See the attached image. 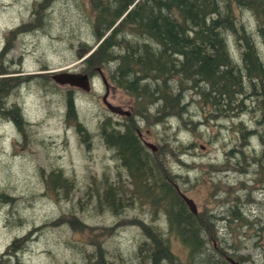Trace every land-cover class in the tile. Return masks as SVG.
<instances>
[{
	"label": "rangeland",
	"instance_id": "1",
	"mask_svg": "<svg viewBox=\"0 0 264 264\" xmlns=\"http://www.w3.org/2000/svg\"><path fill=\"white\" fill-rule=\"evenodd\" d=\"M87 1L0 0V51L7 54L0 61L8 72L0 74L6 86L0 93V192L12 198L10 204L0 200V264H16L9 256L16 251L22 264H89L99 250L107 264H151L140 251L145 241L140 223L165 230L170 250L185 264L188 250L168 231L163 207L155 208L142 194L130 195L132 180L100 135L102 120L118 126L128 117L105 107L106 88L98 76L89 92L51 78L61 68L91 70L85 57L103 38L93 35ZM244 17L253 26L252 13ZM82 41L94 45L86 51ZM230 45L240 52L233 37ZM120 48L115 45L114 54ZM110 66H95L107 82L108 100L131 110L144 140L157 147L162 173L208 219V251L218 258L226 253L240 264H264V111L256 97L246 100L243 110L222 115L193 97V119L189 114L141 116L134 112L133 97L115 83ZM68 91L87 140L66 116ZM14 105L25 120L21 130L11 115ZM252 129L254 135L242 136ZM57 173L68 178L65 188L52 181ZM104 180L125 186L117 214L99 200ZM43 223L49 227L31 232ZM26 233L29 247L20 250V243H12Z\"/></svg>",
	"mask_w": 264,
	"mask_h": 264
},
{
	"label": "trees",
	"instance_id": "2",
	"mask_svg": "<svg viewBox=\"0 0 264 264\" xmlns=\"http://www.w3.org/2000/svg\"><path fill=\"white\" fill-rule=\"evenodd\" d=\"M87 4L92 14L93 35L97 40L103 39L86 57L85 64L93 70L98 64L110 62L111 76L133 97L136 114L147 117L150 112L159 119L162 114L168 118L189 114L193 119L189 104L193 97L200 99L201 107L220 110L222 115L226 111L243 110L240 106L255 96L253 100L264 111V0H88ZM242 12L252 13L253 26L245 21ZM232 37L240 48L238 53L231 48ZM115 45L121 47L117 54L113 52ZM80 46L85 47L86 43L82 41ZM92 46H86V51ZM3 55L7 56L1 50L0 57ZM2 62L0 74H5L7 67ZM4 89L6 86L0 80V93H5ZM2 112L7 116L6 110ZM11 115L21 130L25 120L20 108L14 105ZM66 116L76 121L77 132L87 140L90 135L78 121L72 91H68ZM128 119L118 126L102 120L99 132L132 180L130 195L142 194L155 208L163 207L168 231L188 250L185 264H230L223 254L218 258L208 251V236L205 238L208 219L203 213L191 212L171 178L162 173L157 151L141 143L135 131L138 125L132 116ZM254 133L252 129L242 136L248 134V138ZM55 177L52 181L56 185L67 186L68 178L60 173ZM104 183L99 200L117 214L120 197L126 196L125 186L123 183L108 186L106 180ZM56 185H53L55 192ZM0 200L2 204L12 202L11 196L3 191ZM237 208L233 211L237 212ZM140 225L145 235L139 246L143 258L151 264H184L170 250L165 230ZM47 227L43 223L31 232ZM28 234L14 238L12 244L18 242L20 250H26ZM18 252L9 256L14 257L16 264H22ZM89 264H107L102 250Z\"/></svg>",
	"mask_w": 264,
	"mask_h": 264
},
{
	"label": "water",
	"instance_id": "3",
	"mask_svg": "<svg viewBox=\"0 0 264 264\" xmlns=\"http://www.w3.org/2000/svg\"><path fill=\"white\" fill-rule=\"evenodd\" d=\"M51 78L58 84H61V85L68 84L73 87H79L85 92H88L91 89L90 79L87 73L70 72V71L63 70V71H56L54 74L51 75ZM104 84L107 89V84L105 80H104ZM107 95H108V91L103 95L102 101L111 113H115V114H118L121 116L123 115L127 117L131 115L130 110L109 102L107 100ZM145 145L151 148L152 151L157 150V147L153 143L146 142ZM174 186L176 190L178 191V193L180 194L183 201L188 205L191 212H193L194 214H197L198 211H197V206L195 202L191 198H189L185 193H183L179 189L177 184H174ZM226 260H228V262H230L231 264H239L238 261L234 260L230 256H226Z\"/></svg>",
	"mask_w": 264,
	"mask_h": 264
},
{
	"label": "flooded vegetation",
	"instance_id": "4",
	"mask_svg": "<svg viewBox=\"0 0 264 264\" xmlns=\"http://www.w3.org/2000/svg\"><path fill=\"white\" fill-rule=\"evenodd\" d=\"M94 70L96 71V74H98L99 76H102V72H101L102 70H100L98 67L95 68ZM91 71H92V70H90L89 73H90ZM90 75H91V74H90ZM99 79L101 80V78H99ZM97 81H99V80H97ZM101 82H102V81H101ZM130 111H131V110H130ZM138 130L140 131V129H136L135 131H136L137 135H139L141 143L145 144L147 141L144 140V138H143V133H142L141 131L138 133Z\"/></svg>",
	"mask_w": 264,
	"mask_h": 264
},
{
	"label": "bare ground",
	"instance_id": "5",
	"mask_svg": "<svg viewBox=\"0 0 264 264\" xmlns=\"http://www.w3.org/2000/svg\"><path fill=\"white\" fill-rule=\"evenodd\" d=\"M13 218V217H12ZM14 223V222H13ZM8 224H9V222H8Z\"/></svg>",
	"mask_w": 264,
	"mask_h": 264
}]
</instances>
